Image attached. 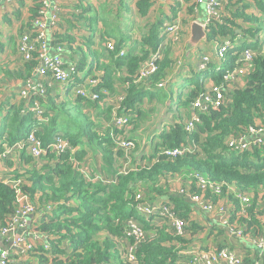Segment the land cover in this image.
Returning <instances> with one entry per match:
<instances>
[{
	"label": "trees",
	"instance_id": "obj_1",
	"mask_svg": "<svg viewBox=\"0 0 264 264\" xmlns=\"http://www.w3.org/2000/svg\"><path fill=\"white\" fill-rule=\"evenodd\" d=\"M254 2L264 12V1ZM152 3V0H138L136 8L139 14L145 15ZM245 7L246 4L238 1L232 17L224 16L223 11L221 23L211 22L206 27L208 42L228 37L234 44L225 55L222 70L218 71L212 62L204 70L196 68L177 91L169 81L173 60L167 43H176L180 36L177 40L169 38L163 31L164 25L155 22L148 25L139 53L132 48L127 51L124 40L116 43L105 38L101 54L97 57L107 59V63L90 64L86 71L84 59L73 64L74 83L81 84L85 78H95L97 83L86 88L97 97L91 99L73 90L72 102L91 109L101 105L103 116L107 114L106 120L95 122L81 112L66 109L65 102L55 104L47 83L44 85V81H54L50 76L41 79L44 92L31 93L28 100L23 99L19 105L7 106L0 119V153L6 145L12 148L23 141L31 131L45 148L44 154L34 158L26 152L28 146L25 145L20 150L13 149L0 161L9 166L7 176L3 178L0 175V228L7 225L10 215L20 207L18 195L25 196L36 211L43 207L36 229L48 236L52 253L48 254L39 247L27 255H32L41 264H173L175 260L185 258L179 251L189 248L185 245H195L193 240H185V235H175L165 220L158 222L154 215L145 217L136 207L168 200L175 206L176 214L186 222L184 234L199 233L203 226L193 220L198 210L188 199L189 195L200 192L199 177H205L209 181L208 186L222 184L218 195L208 186L204 190L213 203L230 198L238 207V201L227 192L228 185L252 193L247 216H240L237 222L240 226L258 225L259 232L263 230L257 216L264 214V145L241 151L229 149L226 143L229 136L246 134L249 127L264 119V53L259 41L264 29H245L235 23L236 17L243 21H257L256 17L244 14ZM38 8L39 4L34 1V14L27 28L31 27ZM53 38V46L61 43L54 35ZM108 42L113 43V49L106 46ZM17 43L18 40V51ZM245 49L255 53L247 66L238 59ZM156 53V69L142 75V67ZM37 64V54L33 53L29 60L19 63L15 78L24 81L32 78ZM236 66L246 67L242 86L232 85L236 81L234 77L230 82L222 79L226 71ZM4 71L0 67L1 78L13 77L9 73L3 75ZM209 77L214 82L212 84L223 82V86L228 88L225 102L217 109L211 105L205 110L192 109L193 101L210 88L211 84L205 82ZM117 83L120 91L112 97L110 92L115 90ZM230 85L233 86L231 89ZM2 88L0 86V90ZM144 100H149V104L156 101L158 106L145 108ZM35 105L41 110L40 114L32 111ZM3 106L1 102L0 111ZM159 107L169 115L172 112L174 120L159 122L160 127L149 140L150 154L135 155L139 144L131 131L141 121L145 123ZM116 117L127 120L122 126H115ZM190 120L196 126L189 131L186 125ZM56 136L68 139L71 148L59 154L50 151L48 146ZM117 137L131 141L132 147L119 146ZM181 148L189 151L177 156L162 155L164 149ZM177 174L183 181L182 187L176 188V195L169 192L167 177ZM95 175L99 178L94 179ZM162 180L165 183L162 184ZM130 219L144 231V238L134 252V261H129L127 256V248L134 242L127 235V221ZM208 226L220 235L224 232L217 225Z\"/></svg>",
	"mask_w": 264,
	"mask_h": 264
},
{
	"label": "built area",
	"instance_id": "obj_2",
	"mask_svg": "<svg viewBox=\"0 0 264 264\" xmlns=\"http://www.w3.org/2000/svg\"><path fill=\"white\" fill-rule=\"evenodd\" d=\"M10 2L13 0H5ZM39 4L37 10V15L31 21V27L27 28L18 38L17 48L18 52L21 53L23 60H29L33 53L37 54L38 64L34 68L33 77L37 79H28L25 86L21 88L20 95L23 97H28L30 92L42 93L44 92V86L39 80L45 77H52L53 80L57 81L62 86L66 87L73 81V76L75 74V66L73 64L63 67V62L61 59L62 48L60 45L53 46L51 44L53 38V33L56 27V15L54 12H49L51 4L55 0H33ZM157 1V0H152ZM195 6L202 5L205 7V19L199 22L203 28L206 29L207 25L211 22L222 21L224 6L227 4L228 0H192ZM181 30V24L178 20H174L168 24H164L163 31L166 32L169 38L177 40L178 34ZM237 37H240V33H237ZM262 46L261 50L264 53V33L261 34ZM233 42L230 38L226 37L222 40H216L214 44V62H223L225 60V55L229 50V46ZM106 46L113 49V43L108 42ZM55 50L54 52H52ZM260 50V51H261ZM122 54V53H121ZM255 53L250 49H245L239 56V60L246 63V66L251 62V59ZM158 53L154 54L148 59L145 65L142 67V75H146L149 72H153L156 69L155 60ZM213 61V58L204 54L201 56L200 63L198 64V69H205L209 63ZM221 68V65L218 67ZM246 72V67L236 66L232 70L226 71L223 76V82H230L229 80L234 77L236 80L239 76L238 74ZM223 82L220 84H211L210 88L204 91L199 98H197L192 103V109L198 108L205 110L211 105L213 108H220L225 102L226 94L228 93V88L223 86ZM97 83L95 78H85L84 82L77 84L75 86V92L81 96L90 97L95 99L97 95L95 93H89L87 86L89 88ZM214 83V82H213ZM233 85V82H232ZM230 85V89L233 87ZM122 97L119 98V100ZM36 114H40L41 110L35 105L32 108ZM40 117L39 115H37ZM193 116V115H192ZM124 117H116L114 119L115 126H122L126 122ZM197 120V119H196ZM199 123V122H198ZM197 123V124H198ZM196 124L191 120L187 122L186 129L193 130ZM117 144L124 148L132 147V142L125 140L124 138H116ZM226 143L229 149L234 148L243 150H251L253 147L264 145V119L263 121L257 123L255 126L249 127L246 134H233L226 139ZM25 145L28 146L26 151L28 154L32 155L34 158H39L45 153V148L41 145L38 138L35 137L33 132H29L23 141L17 142L12 148L11 146H6L5 149L0 153V161H2L5 156L10 154L13 149H22ZM70 142L68 139L56 136L55 140L48 146V149L56 154L63 152L65 149H70ZM191 150V149H190ZM189 151L187 148L167 150L162 151V155H172L177 156L179 154ZM13 155V154H12ZM88 176V175H87ZM99 178L95 175L94 179ZM209 181L204 177H199L198 187L200 188L199 193L189 195L188 199L192 204H194L197 213H205L211 215L213 211L214 203L206 197L205 189L208 186ZM221 183H213L208 186V188L215 194L221 193ZM172 194L174 192L170 191ZM181 192V191H180ZM227 192L238 201V207L235 203L229 199L219 200L222 205H216L219 209V214L215 215L214 218L211 216V220L218 227L224 230V233L233 239H248V241L260 251H264V228L261 232H257L256 235H247L245 228L238 224V219L240 216H247L248 208L251 204L252 193L244 192L239 190L234 185L227 186ZM20 207L10 215L8 223L5 227L0 228V264H12L19 260L20 256L28 252H36L37 248L42 247L48 254H51V245L48 242V236L44 233H40L36 229L38 224L39 216L36 208L33 204L27 202V198L22 195H18ZM141 202L137 203L140 204ZM138 206V205H136ZM146 207H136V210L149 217L154 215L157 221L165 220L169 229L179 236L184 234V226L186 224L185 220L180 218L175 211V206L170 201H155L148 202ZM47 209L50 206L46 207ZM235 208H239L235 210ZM127 235L134 239V242L130 244L127 248V256L129 261H134V252L137 248L139 242L144 238L143 228L137 224L134 220L127 221ZM3 238V241H1ZM180 255L185 256V258H179L173 262V264H260V262L251 260L245 261L244 257L237 253L229 246L221 247H204L200 245H192L187 250H180ZM19 255V256H17ZM16 256V257H15ZM188 259V260H187ZM19 263V262H17ZM19 264H25L20 262ZM34 264H41L37 260Z\"/></svg>",
	"mask_w": 264,
	"mask_h": 264
},
{
	"label": "crops",
	"instance_id": "obj_3",
	"mask_svg": "<svg viewBox=\"0 0 264 264\" xmlns=\"http://www.w3.org/2000/svg\"><path fill=\"white\" fill-rule=\"evenodd\" d=\"M137 1L138 0H55V2L51 4L49 12H54L56 15L57 22L56 27H54L55 30L53 35L56 39L61 40V43H57L56 45L61 46V54L64 60L77 64L80 60L84 59L87 65L85 71L90 64L107 63V59L97 57V55L101 54L105 38H111L116 43L124 40L123 44L127 51L132 48L135 50V53H139L142 48L140 42L147 34V27L149 24L161 22L163 26L164 24L178 20L181 24L180 38L176 43L171 41L167 43L169 55L174 61L173 67L175 66L169 81L172 82L175 91L186 82L190 73L196 70L202 55H210L213 58L212 65L215 66L213 50L215 44L214 40L208 42L205 37L195 45L190 44L191 25L193 22L204 21V6H195L192 0H157L151 4V7L145 15H141L136 8ZM238 1L246 4L243 10L244 14L246 16L256 17L257 21H243L239 17H236L234 19L235 23L245 29H264V12L257 8L254 0H229L224 10V16L232 17V15L236 13V3ZM33 9V0H13L10 2L0 0V64H4L3 70H5L7 66L11 70H5L3 75L7 76L11 74L13 76L8 79L0 77V86L3 87L0 90V106L1 102L4 103L3 109L0 111V119L6 113L8 105H19L23 99L28 100L29 97H23L18 94L19 90L25 86L28 79L24 81V79L15 78V69L19 67L20 63V58L16 50V42L20 35L27 29L29 21L34 14ZM54 51L55 50L52 52ZM244 74L245 71H241L240 76L233 82L235 86H242L244 84ZM32 79L37 81L33 76ZM39 80L41 81V78ZM205 82H207V85L213 83L211 77L206 79ZM46 83L48 89H50V97L54 99L55 104L65 102L66 109L74 113L81 112L95 120V122L106 120L107 114L103 116L102 112L104 110L101 108V105H98L95 109H91L87 105L74 104L72 102V95L74 92L72 86L64 89L62 85L55 80H49V83L48 81H44V85ZM118 91H120V87L117 83L115 90L110 92V94L112 97H115ZM185 92L187 91H184V93ZM31 93H34V91L30 92L29 95ZM148 101L149 100H144L145 108L158 106L156 101L151 104H149ZM44 104L46 107L49 106L46 102ZM166 104L168 105L169 102ZM170 113L171 115L168 116V120H174L172 112ZM51 114H53V112ZM88 122L89 120H87V123ZM257 123H259V121H257ZM158 125L159 124H153L151 128H149V126H145V123L141 121L138 127L133 128L131 133L137 141V145H141L143 142L144 145H146L145 149L136 150L135 155L145 154L146 156L150 154V146L148 145L150 142L149 140H151L156 133L155 129ZM8 168L9 166L7 164L0 163V175L3 178L7 176ZM42 208L37 210L39 219L43 213ZM201 214H197L201 215V219L194 217L193 220L203 226V229L194 235L185 234V239H194L192 241L193 243L197 238L204 247L229 246L233 250H236L237 253L241 254L244 259H247V261L255 260L260 262V264H264V251L257 250L248 239H233L228 237L224 232L220 235L216 230L212 231L207 224V216L205 213ZM257 220L264 226V214L258 215ZM213 224L212 221L210 225ZM243 227L247 235L250 236L256 235L259 231L258 225H243ZM1 241H3V238ZM16 261L19 263L34 264L36 258L32 255L23 254V256H20L19 260Z\"/></svg>",
	"mask_w": 264,
	"mask_h": 264
},
{
	"label": "rangeland",
	"instance_id": "obj_4",
	"mask_svg": "<svg viewBox=\"0 0 264 264\" xmlns=\"http://www.w3.org/2000/svg\"><path fill=\"white\" fill-rule=\"evenodd\" d=\"M263 18H264V14H263ZM262 33H264V31H262L261 33H260V36H259V41H261L262 40V37H261V34ZM181 35V33L178 35V37ZM179 50H180V48H179ZM18 52V51H17ZM18 54V56H19V62L21 63L22 61H23V57H22V55H21V53H17ZM174 62V61H173ZM4 64H0V67L1 68H3L4 69V66H3ZM198 66V65H197ZM175 67V66H174ZM174 67L173 68H170L169 69V72H172L173 70H174ZM5 70L6 71H11L10 69H9V67L7 66L6 68H5ZM14 72V71H13ZM239 76H240V74H239ZM34 78H35V76H34ZM88 87H89V85H88ZM156 111V112H155ZM151 118H149L148 120H145V126H149V128H151V126L153 125V124H160L161 122H169V120H168V116H169V114L165 111V109H163V107H159V109H158V111L157 110H154L153 112H152V114H151ZM147 119V118H146ZM160 122V123H159ZM165 125H167V124H164L163 126H165ZM120 138V137H119ZM7 146V145H6ZM5 146V147H6ZM5 147H4V149H5ZM146 148V145H139V149L138 150H143V149H145ZM149 150H150V147H149ZM129 153V152H128ZM182 176L180 175V174H177V175H169L168 177H167V182H168V185H169V187H170V191H172V192H174V193H172V194H178L177 192H176V190L178 189V188H180V187H182ZM162 184L163 183H165V180H162V182H161ZM158 186V185H157ZM159 187H162V186H159ZM177 188V189H176ZM189 189L187 188V185H186V194H188V191ZM154 192V190L152 191V193ZM190 197V196H189ZM222 205L223 206V203H219V202H215L214 203V205H213V211H211L212 213H211V215H209V214H205L206 216H207V224L208 225H210L211 223H212V221L210 220L211 219V216H212V218H214L215 217V215H218L219 213V209L216 207V205ZM197 214H199V213H197ZM202 215V214H201ZM201 215H194V217L195 218H198V219H201L200 218V216ZM213 225H215V224H213ZM185 240H187V239H185ZM192 240H194V239H192ZM194 244H196V245H200V246H202L201 244H200V242L198 241V239L196 238L195 239V241L193 242ZM185 246H191L190 244H188V245H185ZM185 249H187V248H185ZM184 249V250H185Z\"/></svg>",
	"mask_w": 264,
	"mask_h": 264
},
{
	"label": "water",
	"instance_id": "obj_5",
	"mask_svg": "<svg viewBox=\"0 0 264 264\" xmlns=\"http://www.w3.org/2000/svg\"><path fill=\"white\" fill-rule=\"evenodd\" d=\"M206 37V31L199 22H193L191 25L190 44L195 45Z\"/></svg>",
	"mask_w": 264,
	"mask_h": 264
},
{
	"label": "clouds",
	"instance_id": "obj_6",
	"mask_svg": "<svg viewBox=\"0 0 264 264\" xmlns=\"http://www.w3.org/2000/svg\"><path fill=\"white\" fill-rule=\"evenodd\" d=\"M234 46V44L232 43L230 46H229V48H231V47H233ZM251 50V49H250ZM226 61V59L225 60H223V62L221 63V62H215V66H216V69L218 70V71H220V70H222V67L224 66V62ZM219 65H221V68L219 69L218 67H219ZM199 70H201V69H199ZM204 70V69H203ZM77 84H80V83H74V81H72L69 85L70 86H72L73 88H75V86L77 85ZM69 86H66V87H64V86H62V88H64V89H67ZM75 90V89H74ZM44 120V119H43ZM160 127V125H158L157 127H156V129H158ZM155 129V130H156ZM32 132V131H31ZM136 153V152H135ZM145 155V154H144Z\"/></svg>",
	"mask_w": 264,
	"mask_h": 264
},
{
	"label": "flooded vegetation",
	"instance_id": "obj_7",
	"mask_svg": "<svg viewBox=\"0 0 264 264\" xmlns=\"http://www.w3.org/2000/svg\"><path fill=\"white\" fill-rule=\"evenodd\" d=\"M61 59H62V62H63V67H67L70 64H74V62L65 61L64 58H63V56H62V54H61Z\"/></svg>",
	"mask_w": 264,
	"mask_h": 264
},
{
	"label": "bare ground",
	"instance_id": "obj_8",
	"mask_svg": "<svg viewBox=\"0 0 264 264\" xmlns=\"http://www.w3.org/2000/svg\"><path fill=\"white\" fill-rule=\"evenodd\" d=\"M70 86V85H69ZM69 88V87H68Z\"/></svg>",
	"mask_w": 264,
	"mask_h": 264
}]
</instances>
